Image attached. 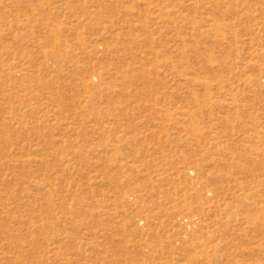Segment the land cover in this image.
I'll use <instances>...</instances> for the list:
<instances>
[{
    "label": "rangeland",
    "instance_id": "374dc122",
    "mask_svg": "<svg viewBox=\"0 0 264 264\" xmlns=\"http://www.w3.org/2000/svg\"><path fill=\"white\" fill-rule=\"evenodd\" d=\"M0 264H264V0H0Z\"/></svg>",
    "mask_w": 264,
    "mask_h": 264
}]
</instances>
